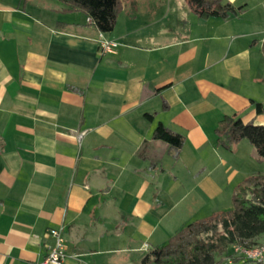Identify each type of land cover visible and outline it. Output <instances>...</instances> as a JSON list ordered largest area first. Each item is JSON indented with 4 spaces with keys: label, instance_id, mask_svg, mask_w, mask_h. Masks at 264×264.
Masks as SVG:
<instances>
[{
    "label": "crops",
    "instance_id": "1",
    "mask_svg": "<svg viewBox=\"0 0 264 264\" xmlns=\"http://www.w3.org/2000/svg\"><path fill=\"white\" fill-rule=\"evenodd\" d=\"M69 1L0 0V264L42 260L52 228L80 264L106 251L138 264L221 209L256 158L215 132L234 114L264 126V34L234 19L246 2L222 19L123 0L103 33ZM158 124L184 136L177 154L153 137Z\"/></svg>",
    "mask_w": 264,
    "mask_h": 264
},
{
    "label": "trees",
    "instance_id": "2",
    "mask_svg": "<svg viewBox=\"0 0 264 264\" xmlns=\"http://www.w3.org/2000/svg\"><path fill=\"white\" fill-rule=\"evenodd\" d=\"M190 9L200 18H228L243 11L225 0H185ZM71 9L81 10L91 19V24L100 32H110L123 6V0H70ZM264 54V40L262 42ZM151 117L150 114H147ZM218 144L225 150L246 139L255 155L264 159V126L243 122L234 114L221 119L215 129ZM153 137L160 139L177 154L184 136L158 124ZM232 207L228 211H216L209 216L194 219L172 235L166 242L147 252L138 264H264L234 253L233 245L259 246L257 238L264 234V174L256 173L243 178L234 186ZM231 251L229 252V247ZM226 256V260L222 259Z\"/></svg>",
    "mask_w": 264,
    "mask_h": 264
},
{
    "label": "rangeland",
    "instance_id": "3",
    "mask_svg": "<svg viewBox=\"0 0 264 264\" xmlns=\"http://www.w3.org/2000/svg\"><path fill=\"white\" fill-rule=\"evenodd\" d=\"M140 1H143V3L141 2L139 3H141V8L144 9V11L147 10L149 13L150 12L152 13L154 11V13L157 15H163L168 10L170 14H173L176 11L177 12L180 11L181 8H183L184 10H187L189 8V5L185 0H154L156 1V3H158L157 5L154 6L148 4L150 0H140ZM225 1H230L233 4L234 3L241 4L243 2H246L247 3L246 11L241 15L235 16L234 19H236L235 21L238 20L239 23H242L245 29L255 30L258 33L257 36L262 37V35L264 34V0H225ZM129 4L130 2L125 6L123 4L121 10H119L117 14L116 20L122 17L123 11L125 12L124 9L130 8ZM244 143L247 144L248 140L244 139ZM242 152L245 153L244 150ZM228 167H229L228 163L221 166L220 169H218L219 175L215 172L213 176L217 178L219 176L222 177L225 175L224 178H226V176H228V171L226 172L225 170H228L227 169ZM233 168H236V166H233ZM241 169H245V171L249 175L256 173L264 174V159H259L256 157L255 160H250L248 166L245 167L241 166ZM225 186L227 187L226 190L223 191V193L217 198L221 203V209L215 210L214 212L228 211L232 207L231 197L234 186L232 188V191L230 190L227 184H225ZM205 214L206 215L208 214L207 216H209L211 213H205ZM256 240L259 246H264V234L260 235ZM162 242L165 243L166 241H162ZM112 246H114V244ZM115 248H121V247L115 245ZM228 249L230 252L231 246ZM221 258L226 260L225 255H222ZM124 259L126 258L124 254L121 252H117V253L111 251L99 252L92 256V261L90 262V264H123L125 262Z\"/></svg>",
    "mask_w": 264,
    "mask_h": 264
},
{
    "label": "built area",
    "instance_id": "4",
    "mask_svg": "<svg viewBox=\"0 0 264 264\" xmlns=\"http://www.w3.org/2000/svg\"><path fill=\"white\" fill-rule=\"evenodd\" d=\"M87 21L90 23L91 19L87 17ZM99 36L98 45L100 50L104 53L113 52L118 43L104 39L101 33ZM49 234L54 238V242L48 248L44 258L34 264H69V258L75 260L74 264H80V261L74 255L68 254L65 240L62 235V228H52L49 230ZM233 251L236 254H242L247 258L256 260H261L264 256V246L249 248L244 247L242 244H234Z\"/></svg>",
    "mask_w": 264,
    "mask_h": 264
}]
</instances>
